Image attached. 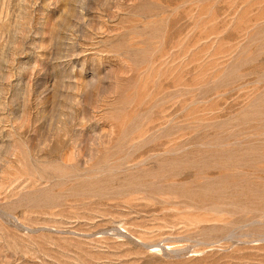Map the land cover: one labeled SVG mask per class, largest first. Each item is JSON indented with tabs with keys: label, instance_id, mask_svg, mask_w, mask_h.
<instances>
[{
	"label": "rangeland",
	"instance_id": "rangeland-1",
	"mask_svg": "<svg viewBox=\"0 0 264 264\" xmlns=\"http://www.w3.org/2000/svg\"><path fill=\"white\" fill-rule=\"evenodd\" d=\"M0 264H264V0H0Z\"/></svg>",
	"mask_w": 264,
	"mask_h": 264
}]
</instances>
